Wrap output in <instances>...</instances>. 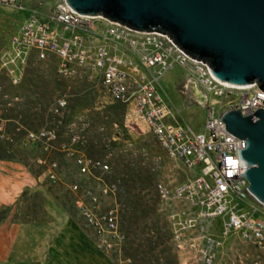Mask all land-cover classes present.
Wrapping results in <instances>:
<instances>
[{
	"label": "rangeland",
	"instance_id": "374dc122",
	"mask_svg": "<svg viewBox=\"0 0 264 264\" xmlns=\"http://www.w3.org/2000/svg\"><path fill=\"white\" fill-rule=\"evenodd\" d=\"M54 2L0 1V146L10 155L0 159V264H181L157 184L168 179L173 168L182 178L192 173L171 162L133 105L112 99L86 69L65 70L56 56L40 60L35 52L25 64L7 58L27 9H41L45 16ZM15 75H21V81L16 82ZM62 98L67 105L59 108ZM194 110V124L202 126L204 108L197 105ZM42 129L54 130L57 138L28 139L30 131ZM78 155L111 166L105 178L119 184L127 234L122 253L98 248L77 211L79 194L73 185L97 182L80 172ZM207 229L220 235V220L208 221ZM214 264H264V247L229 236Z\"/></svg>",
	"mask_w": 264,
	"mask_h": 264
},
{
	"label": "built area",
	"instance_id": "2783aa9c",
	"mask_svg": "<svg viewBox=\"0 0 264 264\" xmlns=\"http://www.w3.org/2000/svg\"><path fill=\"white\" fill-rule=\"evenodd\" d=\"M27 10V18L6 52L8 60L25 64L35 52L40 60L56 56L65 70L81 64L80 68L98 78L118 102L120 89L108 88V82L113 75H119V48H127L128 104L144 118L171 162L192 173L182 178L180 170L173 168L170 177L157 184L160 204L169 210L180 263L214 264L225 239L233 235L264 247V203L250 190L241 165L229 175L226 163L228 157L239 160L238 148L244 147L246 140L231 133L224 121L231 110L250 115L264 107V90L259 82L235 84L222 80L210 64L185 54L173 40L158 32L132 28L103 15L80 13L67 0H55L45 16L41 9ZM176 67L185 71L183 93L196 84L205 96L206 115L201 130L178 120L182 108L169 99L162 86L164 75ZM14 77L16 82L22 79L21 75ZM66 105L62 98L59 108ZM56 138L54 130L28 134L31 141ZM75 163L80 172L97 179L95 185H73V191L79 194L78 213L93 232L98 248L122 253L119 184L105 178L112 170L110 164L86 155L76 156ZM107 198L113 203L106 204ZM176 204L181 205L174 208ZM213 219L221 222L220 235L207 229V222Z\"/></svg>",
	"mask_w": 264,
	"mask_h": 264
},
{
	"label": "water",
	"instance_id": "95a60500",
	"mask_svg": "<svg viewBox=\"0 0 264 264\" xmlns=\"http://www.w3.org/2000/svg\"><path fill=\"white\" fill-rule=\"evenodd\" d=\"M76 11L158 32L187 55L208 63L235 84L258 81L264 90V0H67ZM227 129L246 140L241 173L264 203V107L226 113Z\"/></svg>",
	"mask_w": 264,
	"mask_h": 264
},
{
	"label": "crops",
	"instance_id": "0c3cea01",
	"mask_svg": "<svg viewBox=\"0 0 264 264\" xmlns=\"http://www.w3.org/2000/svg\"><path fill=\"white\" fill-rule=\"evenodd\" d=\"M186 81L185 71L181 67H176L170 71H168L164 77L162 78V86L167 93L169 99L174 102L177 106L182 108L181 114L178 116V120L182 123H189L188 125L194 127L196 130L203 129L204 120H205V106L203 102L199 101L197 97L194 87L197 86L196 84H191L190 88L188 89V93L184 94L182 91L183 84ZM170 86L173 89H166ZM177 85H181V89L177 90ZM198 87V86H197ZM200 89V88H199ZM200 105L204 108V115H203V124L198 125L195 123V106Z\"/></svg>",
	"mask_w": 264,
	"mask_h": 264
},
{
	"label": "bare ground",
	"instance_id": "6f19581e",
	"mask_svg": "<svg viewBox=\"0 0 264 264\" xmlns=\"http://www.w3.org/2000/svg\"><path fill=\"white\" fill-rule=\"evenodd\" d=\"M119 75H113L108 82V88L120 89V102L128 103V73H127V48H119ZM81 64H73V68H80ZM195 93L202 102L205 96L199 87H194ZM127 234L124 232V245Z\"/></svg>",
	"mask_w": 264,
	"mask_h": 264
},
{
	"label": "clouds",
	"instance_id": "9594fccd",
	"mask_svg": "<svg viewBox=\"0 0 264 264\" xmlns=\"http://www.w3.org/2000/svg\"><path fill=\"white\" fill-rule=\"evenodd\" d=\"M226 163L230 168L229 175L235 174L239 168L240 161L238 159H233L231 157H228L226 159Z\"/></svg>",
	"mask_w": 264,
	"mask_h": 264
},
{
	"label": "trees",
	"instance_id": "16d2710c",
	"mask_svg": "<svg viewBox=\"0 0 264 264\" xmlns=\"http://www.w3.org/2000/svg\"><path fill=\"white\" fill-rule=\"evenodd\" d=\"M0 134H1V132H0ZM9 157H10V155L8 154L7 150L0 146V159H5V158L8 159ZM134 177H135V175H134ZM137 177H138V175H137ZM147 183H149V186L151 185L150 181H147Z\"/></svg>",
	"mask_w": 264,
	"mask_h": 264
}]
</instances>
